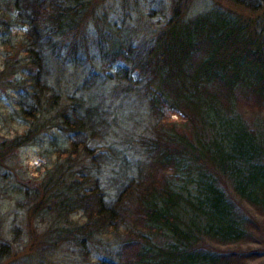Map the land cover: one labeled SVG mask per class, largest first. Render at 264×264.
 Wrapping results in <instances>:
<instances>
[{
    "label": "trees",
    "instance_id": "trees-1",
    "mask_svg": "<svg viewBox=\"0 0 264 264\" xmlns=\"http://www.w3.org/2000/svg\"><path fill=\"white\" fill-rule=\"evenodd\" d=\"M191 1L172 0L165 22L138 36L109 21L104 0H0V24L14 13L6 28H25L3 62L0 91L16 92L28 124L0 140V166L15 178L21 148L54 129L68 138L52 148L56 159L40 179L25 172L27 181L4 187L26 205L25 231L12 232L25 256L74 248L84 261L96 254V264H229L215 246L245 239L248 225L225 185L264 216V133L240 112L264 114V0H228L237 11L214 2L190 17ZM97 57L115 66L100 73L99 88L93 71L74 93L61 88L69 67ZM120 90L148 119L132 139V156L114 143ZM76 212L82 222L71 219ZM11 246L0 242V264Z\"/></svg>",
    "mask_w": 264,
    "mask_h": 264
},
{
    "label": "rangeland",
    "instance_id": "rangeland-1",
    "mask_svg": "<svg viewBox=\"0 0 264 264\" xmlns=\"http://www.w3.org/2000/svg\"><path fill=\"white\" fill-rule=\"evenodd\" d=\"M222 7L233 9L232 3L228 0H192L186 4L185 13L188 16H193L200 12L209 10L213 7V3ZM172 0H104L103 12L108 15L111 23L117 24L123 29H129L132 33L138 36L147 35L154 27L160 26L169 17V9ZM124 5V7H123ZM236 11L237 7L234 8ZM3 9L0 6V16ZM239 11L243 12L241 9ZM260 11L249 13L250 19L258 16ZM264 14V7L262 8L261 15ZM8 25L16 23L14 13L8 15ZM6 25L0 24V70L7 54L11 50L19 46V42L24 39L25 28L12 26L7 29ZM89 37L93 40L91 33H93V24L91 18L86 25ZM9 30V31H8ZM91 49L94 47L91 46ZM13 53V52H12ZM22 57V54L19 56ZM109 60L101 61L98 57L92 58L89 63H86L83 68L69 67L65 72L64 86L61 88L70 93L75 92V88L79 87L81 78L87 72L93 71L97 74L95 88H99L102 82L100 73H114L115 66L108 64ZM14 80L18 83L22 80L20 75H16ZM23 86H26L23 85ZM112 86V83H107L106 87ZM123 90L118 92L117 97L113 96V108L122 116L119 128L115 127L114 143L117 145L120 153H126L127 156H132L133 151V137L144 133L148 128V119L142 114L140 102H128L123 99ZM96 95V94H95ZM108 97V94H105ZM98 101H104L96 95ZM18 95L15 91H0V140L13 139L16 136L23 134L28 124L26 119L21 115L18 104ZM109 101H105L107 108ZM110 106V107H111ZM109 107V108H110ZM242 117L247 126L253 130L261 131L264 133V114L255 111H249L245 108L240 109ZM168 123H173L177 129H181L186 135H189V128L185 126L179 117L169 115ZM125 118L127 121H125ZM127 127V128H125ZM68 145V138L57 130H51L43 133L38 138L37 142L33 145L21 148L18 151V158L16 160L17 170L19 173L15 174V178L11 177L4 166H0V242L8 241L12 246L8 258L3 259L2 264H96L98 256L95 254L89 256L84 261V257L80 251L74 248H64L59 250H48L46 252H35L30 255H24L26 247L20 244V238H16L17 232H24V226L27 224L25 208L26 205L23 201H16L14 196L5 193V188L8 185L16 184L17 180H28L32 182L40 179L45 170L49 167V162H53L56 158L52 155V148L66 147ZM124 149L122 152L121 150ZM40 164V168H36ZM6 171V172H5ZM108 178H113L114 175L108 173ZM107 179V178H106ZM103 182H105V180ZM226 192L229 193L230 202L234 205L235 210L241 214L247 221V237L240 242L215 246L220 254L222 260L228 261L229 264H264V216L252 210L249 206L241 203L234 196L231 187L225 185ZM73 221L82 222L83 218L81 212H76L71 215ZM26 222V223H25ZM106 244H104L105 246ZM103 249V248H102ZM44 254V255H43Z\"/></svg>",
    "mask_w": 264,
    "mask_h": 264
}]
</instances>
